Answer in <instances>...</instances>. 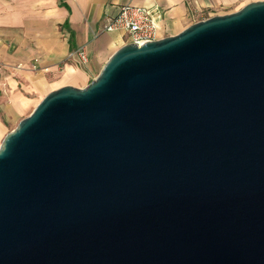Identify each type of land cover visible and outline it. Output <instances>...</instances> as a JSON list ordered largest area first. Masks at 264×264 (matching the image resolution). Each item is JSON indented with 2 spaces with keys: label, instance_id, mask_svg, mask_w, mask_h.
<instances>
[{
  "label": "water",
  "instance_id": "obj_1",
  "mask_svg": "<svg viewBox=\"0 0 264 264\" xmlns=\"http://www.w3.org/2000/svg\"><path fill=\"white\" fill-rule=\"evenodd\" d=\"M0 264H264V0L45 95L0 142Z\"/></svg>",
  "mask_w": 264,
  "mask_h": 264
},
{
  "label": "crops",
  "instance_id": "obj_2",
  "mask_svg": "<svg viewBox=\"0 0 264 264\" xmlns=\"http://www.w3.org/2000/svg\"><path fill=\"white\" fill-rule=\"evenodd\" d=\"M261 0H0V142L49 92L85 87L118 48L103 26L121 5L156 8L160 38ZM85 49L88 62L74 55Z\"/></svg>",
  "mask_w": 264,
  "mask_h": 264
},
{
  "label": "built area",
  "instance_id": "obj_3",
  "mask_svg": "<svg viewBox=\"0 0 264 264\" xmlns=\"http://www.w3.org/2000/svg\"><path fill=\"white\" fill-rule=\"evenodd\" d=\"M161 13L156 8L121 5L117 13L108 18L103 26L107 33H121L127 37L126 43L138 46L160 39L158 21ZM74 55L82 64L88 62L85 49L75 51Z\"/></svg>",
  "mask_w": 264,
  "mask_h": 264
}]
</instances>
